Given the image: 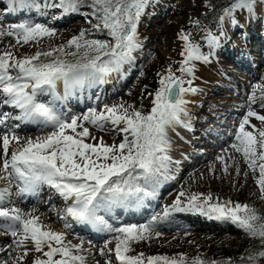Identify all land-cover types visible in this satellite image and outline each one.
Returning a JSON list of instances; mask_svg holds the SVG:
<instances>
[{
    "label": "rangeland",
    "instance_id": "obj_1",
    "mask_svg": "<svg viewBox=\"0 0 264 264\" xmlns=\"http://www.w3.org/2000/svg\"><path fill=\"white\" fill-rule=\"evenodd\" d=\"M234 3L236 0H231L219 10L221 5L217 0H149L137 23L139 47L132 52L133 59L122 65L119 72L112 73L105 83L99 84L96 97L90 96L88 100L93 105L97 101L95 107L93 106L97 113L103 111L105 106L122 104L129 113L135 109L147 115L153 107L155 93L160 87V78L167 74L169 68L176 76H182L185 88L196 90L187 92L183 96L187 103L184 105L186 114H181L182 124L176 123L167 129L170 142L166 152L170 157L167 167L168 164L170 165L160 177L155 197L148 198L151 200V205L146 209L151 211L141 210L139 217L133 216L129 221H123L120 215H116L115 225L107 214L100 213L113 228L144 225L146 221L151 222L153 217H156L155 221L161 227L174 229L176 223L179 224L180 228L176 229L177 231L169 229L165 232L160 228L152 227V231L146 234L149 239H156L155 245L162 250L160 253L141 247L148 241L146 238L131 242L127 255L137 256L142 253L143 258L147 260L150 256L169 257L167 255L169 252L172 253L171 258L177 260L183 255L185 257L183 264H193L197 258L203 264H264V257L259 256V252L264 251V247L258 252H253L251 247L245 245L253 236L247 234L230 219H217V214L208 215L193 209L170 211L166 215L169 219H165L164 212L161 213L176 201L181 192L185 193L184 196L179 197L181 207H187L188 197L193 194H199L201 199L211 196L212 204H225L231 201L232 205L239 203L248 205L252 209L257 199H264L256 182L259 169L257 167L253 171L249 168L242 152L238 151L236 155L233 152L228 153L227 159H219L218 162L215 154L212 155L213 149L227 151L232 140H235L239 124L249 110L264 115V0H256L252 13L246 9H235L231 16L226 15L225 10L230 9ZM29 4L30 6L24 7L25 9L20 8L17 11L12 0H0V55L10 53L13 59L31 56L30 51L34 50L33 44L36 40L18 43L15 29V26L28 22L29 25L33 22L47 28L49 25L52 29L58 28V32L63 29L61 35L54 36L56 39L54 38L55 42L52 44L54 46L57 43L64 44V52H59L56 57L69 62L83 60L86 51L84 47L77 50L74 46H68V42L73 37H79L81 32L84 33V41L111 40L108 31L102 25L100 28L96 27L101 22L97 19L99 13L94 12L92 0H77L75 11H65L61 7L51 6L59 5L60 0H29ZM47 6L49 12L46 11ZM29 8L30 12L36 9L38 14L45 16V20H29V15L25 12ZM59 20L69 21L54 26ZM181 34L188 35L189 42L198 45L200 53L207 57L206 61H190L187 66L192 68L191 74H182L179 71L185 59L182 52L186 43L180 39ZM213 38H215L214 42ZM81 43L83 44V41ZM88 54L94 56L96 53L89 50ZM153 78L155 79L153 91L143 94L144 85ZM2 95L0 93V113L10 114L13 118L6 120L5 124L8 125H0V138L4 134H8L10 139L17 133L27 134L26 140H19L18 143L13 140L12 144H9L8 151H17L25 145L28 138L36 140L33 138L41 134L32 133L28 136L29 130L20 132L22 130L17 129L20 121L14 119L19 114V110L4 105ZM59 97L60 99L57 100L58 107L61 108L59 110L66 118H72L73 114L67 113L71 110V106L67 104L70 102L67 95L62 94ZM63 105L64 109H62ZM72 109L74 110V103ZM249 121L246 130L256 133L264 129V123L255 117H249ZM84 127L89 129V137L84 138L86 143L99 144L102 140L104 144L111 146L116 143L118 145L123 140V137L109 140L110 142L105 140V132L109 128L123 134L120 131L123 125L110 123L106 125V129H101L87 122L84 123ZM81 130V128L77 129L78 132ZM68 134H72L71 130H68ZM0 148L4 155L2 139H0ZM9 156L11 157V154L8 155L10 159ZM239 158L240 161H237ZM18 182L20 181L17 178L8 173L0 178V191L7 190L6 197H10L8 198L10 200L5 197L7 201L4 207L13 206L10 203H14L15 200L24 204L25 199L18 195V188H21ZM167 184L171 186L167 188ZM51 189L45 188L41 191L45 193L38 198L39 203L32 204L33 209L37 211L31 216L39 217L40 223L46 230L63 233L64 242L72 248L74 254L90 256L91 260L88 264H120L114 251L116 240L113 237L117 233L107 232L106 235V232L97 231L91 224L77 222L65 213L71 201L65 200L55 188L53 189L55 194L57 193L56 199L54 202L50 201ZM29 204L26 205L31 207ZM8 223L10 221L0 218V238H2L0 264H34L33 261L36 259H45L42 252L35 251L30 239L24 241L23 246H18L16 241L21 240L22 236H13L10 230L2 228ZM66 224L70 227H66ZM191 234L213 235L214 238L219 239H195L190 238ZM93 237L100 240H94ZM102 249L103 254H101ZM181 249H184V252L180 251ZM47 250L45 247L44 251ZM250 255L254 259H249Z\"/></svg>",
    "mask_w": 264,
    "mask_h": 264
},
{
    "label": "snow or ice",
    "instance_id": "obj_2",
    "mask_svg": "<svg viewBox=\"0 0 264 264\" xmlns=\"http://www.w3.org/2000/svg\"><path fill=\"white\" fill-rule=\"evenodd\" d=\"M148 2L149 0H92L94 12L99 13L97 19L101 22L96 27L100 28L102 25L111 40L84 41L83 32L79 37H73L68 46H74L77 50L84 47L86 51L83 60L69 62L59 58L46 61L40 59L41 56L52 57L55 51L64 52L63 47L20 59H13L10 53L0 55V93L4 97L2 103L19 110L14 119L51 128V132L42 139H28L21 149L11 153L10 159L9 144L13 140L18 143L19 137L12 135L10 139L8 134H4L0 138L5 157L3 170L9 175L14 173L22 182L21 193L34 191L39 185L48 184L65 200L71 201L65 209L68 216L77 222L93 225L97 231L119 233L113 239L116 240L115 256L120 264H145L142 253L137 256L127 253L131 242L147 238L146 234L152 231V223L156 217L148 224L113 228L100 213L110 214L117 207L138 208L143 206L147 198L155 197L160 177L170 161V157L166 155L170 147L167 129L180 123L181 114H186L184 94L196 90L185 88L182 76H176L169 68L167 74L160 78V87L155 93L149 114L144 115L135 109L129 113L122 104L105 106L99 113L90 109L83 120L101 129L108 122L113 125L124 124L120 129L125 133L121 143L109 146L102 140L99 144L85 142L84 138L89 137V129L78 123L77 117L68 119L57 108L56 101L60 97L56 93V87L58 82H63L67 95L69 90L83 87L85 83L90 86L105 83L112 73L119 72L122 65L130 62L133 59L132 52L139 47L137 23ZM255 3L256 0H236L230 9L225 10V14L231 16L235 9H246L252 13ZM12 4L21 9L30 6L29 0H12ZM76 5L77 0H60L59 5L51 6L75 11ZM15 29L18 43L21 40L28 43L54 35V30L41 24H20ZM180 39L186 43L182 52L185 59L179 71L191 74L192 68L187 66L190 61H206L207 57L200 53L198 45L189 42L188 35L181 34ZM214 40L215 38L213 42ZM89 50L96 54L89 56ZM43 96H51L52 99L45 102L41 100ZM249 117H255L264 123V115L249 110L239 124L235 137L239 143L232 147L243 153L249 168L255 171L258 167L259 177L256 182L264 197V129L256 133L246 130V125L250 124ZM9 118L13 117L0 113V125H5ZM78 128L82 130L78 132ZM68 130L72 134H68ZM6 194L7 190L0 191V218L10 221L7 229L13 236H22L21 240L16 241L18 246H23L24 241L30 239L35 251L42 252L45 259H36L34 264H83L85 258L74 254L72 248L65 245L63 233L46 230L38 222L39 217L22 213L18 208L4 207ZM184 195L181 192L176 201L165 209V216L170 211L189 209L208 215L217 214V219H230L250 236L264 241V216L258 215L248 205H232L231 201L212 204L211 196L201 199L199 194H193L188 197L187 207H181L179 197ZM65 226L70 227L67 224ZM45 247L47 251H44ZM56 256L60 258L56 259ZM259 256L264 257V251H260ZM249 259L254 257L250 255ZM161 262L183 264V258L178 261L167 256H150L146 260V264ZM193 264L203 262L197 258Z\"/></svg>",
    "mask_w": 264,
    "mask_h": 264
},
{
    "label": "bare ground",
    "instance_id": "obj_3",
    "mask_svg": "<svg viewBox=\"0 0 264 264\" xmlns=\"http://www.w3.org/2000/svg\"><path fill=\"white\" fill-rule=\"evenodd\" d=\"M42 1H44V0H42ZM44 4V3H43ZM35 8V7H34ZM46 8V7H45ZM45 8H41L43 11L45 10ZM16 9H17V11H19L20 10V8L19 7H16ZM25 9V8H24ZM49 10V8H48V6H47V10L46 11H48ZM25 12H27V13H30L29 14V20H37V21H42V19H44L45 18V16H43V15H41V14H38V12L36 11V12H34V11H32V12H30L29 10H25ZM40 12V11H39ZM49 12V11H48ZM69 14V13H68ZM21 18V17H20ZM45 20V19H44ZM69 20H59V21H56V23H54V26H60V24H62V23H67ZM28 24H30V22H28ZM35 24H37V23H33L32 22V24L31 25H35ZM47 25V24H46ZM48 26V28L49 29H52L49 25H47ZM60 29H61V27H60ZM52 30H54V35H52V36H44L43 38H38L37 40H36V42L33 44V46H34V50H32V51H30V53H31V56H33V55H35L37 52H47V51H51V50H54V49H60L61 47H63V45L62 44H59V43H57V45L56 46H54L52 43L53 42H55L54 41V38L56 37V35H61L62 34V30H60V32H58L57 30H58V28L57 29H52ZM56 30V31H55ZM64 31V30H63ZM55 36V37H54ZM56 39V38H55ZM40 40H42L43 42H41ZM59 40V39H58ZM33 41V40H32ZM20 42H22V43H24L22 40L20 41ZM31 42V41H30ZM48 44V46H47V44ZM155 51V50H154ZM56 54H59V51H55V52H53V56L52 57H43V56H41V60H51V59H54L55 57H56ZM58 56V55H57ZM28 57H30V56H28ZM57 58V57H56ZM99 84H95V85H87L86 83L84 84V86L83 87H78V88H76V89H72V90H69V93L67 94V98L70 100V102H68L67 104H69L70 106H71V109H72V106H73V103H74V111H71L72 113L71 114H73V117H77L78 118V123H80V124H82L83 125V127H84V123H87V121H84L83 120V116L85 115V114H87L88 112H89V110L90 109H93L95 106L94 105H96L97 103V101L95 102V104L93 105V104H91V103H89L88 102V100H89V98H90V96H91V98H95L96 97V95H97V86H98ZM88 86V87H87ZM56 93H57V95L58 96H60V95H62V94H65V89H64V85H63V82H58V84H57V87H56ZM192 95V94H191ZM1 98H3L4 99V97H3V95L1 96ZM52 99V97L51 96H43V97H41V100H43V101H45V102H47V101H49V100H51ZM97 100V99H96ZM92 101V100H91ZM56 106H57V108L58 109H61V108H59L58 107V102L56 101ZM64 106V105H63ZM63 106H62V109H64L63 108ZM87 106V107H86ZM94 106V107H93ZM83 107H86L85 109H83L82 110V108ZM82 110V112H79V111H81ZM74 112L76 113L75 115H74ZM22 122V121H21ZM20 122V125H19V128L22 130V131H20V132H25V131H28L29 130V133H28V136L30 135V134H32V133H40L41 135L40 136H37V137H34L33 139H37V138H43V137H45L46 135H48L50 132H51V128H43L42 126H38V125H35V124H31V123H25V122H22L21 123ZM110 124V122H108V123H105V125H104V129H106V125H109ZM178 125L179 124H182V120H181V122L180 123H177ZM5 125H8V124H5ZM123 125V127H124V124L123 123H121L119 126H122ZM20 135V137H19V140L20 141H23V140H26L27 138V134H26V132L25 133H23V134H18L17 133V135L16 136H19ZM39 135V134H38ZM124 135H125V133H123V134H121V133H119V132H117V131H112V129H110L109 128V130H107L106 132H105V136H106V138H105V140L106 141H111V140H113V139H116L117 137H123L124 138ZM169 136V135H168ZM29 139V138H28ZM19 141V142H20ZM109 141V142H110ZM115 141V140H114ZM11 143V142H10ZM239 142L238 141H236V139L233 141L232 140V144H231V146L227 149V151H225V150H221V149H219V148H217V149H213L214 150V152L212 153V155L213 154H215V159H217V161L216 162H218V160L219 159H227V157H228V153H231V152H233V153H235V155H236V153L238 152V151H236V149L235 148H233L232 147V145L233 144H238ZM12 144V143H11ZM96 144V143H95ZM117 144V143H116ZM15 146H16V144H14ZM216 150V151H215ZM14 150H12V151H8V155L9 154H11L12 152H13ZM2 148H0V178L1 177H5V175L7 174L4 170H3V160H4V155L2 154ZM10 157V156H9ZM232 158V157H231ZM233 158H234V156H233ZM214 159V160H215ZM237 159V158H236ZM235 159V160H236ZM226 161V160H225ZM237 161H240V158L237 160ZM214 162V161H213ZM222 162V161H221ZM224 162V161H223ZM233 163V162H232ZM244 163V162H243ZM217 164V163H216ZM169 165L170 164H168V167H169ZM248 165V164H247ZM246 165V166H247ZM234 166V165H233ZM238 166V165H237ZM244 166H245V164H244ZM168 167H167V170H168ZM232 172V171H231ZM256 175V174H255ZM12 177H15L16 178V176H15V174L13 173L12 175H11ZM253 181V180H252ZM19 184L23 187V184H22V182L20 181L19 182ZM45 188H47V190L48 189H51L50 188V186L49 185H47V184H41V185H39L34 191H28V192H25L24 194H22V196L25 198V201H24V204L22 203V202H20V201H17V200H15V202H18V204H15V202L14 203H10V205H13V206H10L9 207V209H11V208H18V209H20L21 210V212L22 213H25V214H32L33 212H36L37 210H34L33 208H34V205H35V203H37V201H38V198L41 196V191H44L43 189H45ZM258 188V187H257ZM46 190V191H47ZM56 190V189H55ZM53 188L51 189V198H50V201H52V202H54L55 201V199H56V194H55V191ZM44 193V192H43ZM43 193H42V196H43ZM8 194H6L5 195V197L7 196ZM48 196V195H47ZM4 197V203L7 201V200H10V199H8V198H10L9 196H8V198H7V200H6V198ZM159 197V196H158ZM157 197V198H158ZM20 198H21V195H20ZM19 198V199H20ZM61 199V198H60ZM20 200H22V199H20ZM12 202V201H11ZM41 202V201H40ZM159 202H160V199H159ZM23 205H22V204ZM27 203H30L29 205H31V207H29L28 205H26ZM32 204H34V205H32ZM150 205H151V200H148V199H146L145 201H144V204H143V206H141V207H135L134 208V210H133V207H127V208H125V207H117V208H114L113 210H112V212L110 213V214H107V217L108 218H111L112 217V222H114V223H116L115 221H114V216H116V215H118V214H120V215H122V219H124L123 221H129V219L131 218V217H133V216H136L137 215V217L139 216L138 215V212L139 211H141V210H144V209H146V208H149L150 207ZM163 212L165 213V210H162L161 211V213L163 214ZM142 213V212H141ZM169 214V213H168ZM148 216V215H147ZM164 217V216H163ZM126 219H128V220H126ZM146 219V218H145ZM165 219H169V217L168 216H166V218ZM39 223H40V221H38ZM149 222V221H148ZM41 224V223H40ZM42 225V224H41ZM78 227V226H77ZM152 227H155V228H160V230H164L165 232H167L169 229L170 230H176V229H179L180 228V226H179V224L178 223H176V225H175V228L173 229V227H171V228H169V227H161L160 225H159V223H157L156 221H154L153 223H152ZM189 227L190 228H192V226H190L189 225ZM2 228H5V230H8L7 229V225H3L2 226ZM46 229V228H45ZM75 230V229H74ZM87 230L88 229H86V232H87ZM92 230H95V229H92ZM177 231V230H176ZM179 232V231H178ZM84 233V232H83ZM90 233H91V231H90ZM89 233V234H90ZM84 234H86V233H84ZM106 234H107V232H106ZM91 235V234H90ZM117 235H120L119 233H117L116 235H114V237L115 236H117ZM154 236V235H153ZM146 237L148 238V241L145 243V244H143V245H141V247L142 248H148V249H150L152 252L153 251H155V252H161L162 250L157 246V245H155V244H157L156 242V239L155 240H153L152 238L151 239H149L150 237L149 236H147L146 235ZM168 238V237H167ZM190 238H195V239H202V240H205V239H219V238H214L213 237V235H198V234H194V235H192L191 234V236H190ZM1 239L2 238H0V245H2L1 244ZM115 240H113V242H114ZM65 243V245H67L68 246V244L66 243V242H64ZM115 243V245H116V242H114ZM34 246V245H33ZM177 250V249H176ZM180 251H183L184 252V249H181ZM77 254V253H76ZM79 254V253H78ZM171 254L172 253H169V252H167V255L169 256V258H171ZM177 254V253H176ZM179 254V253H178ZM82 255V254H81ZM174 255V254H173ZM107 256V255H106ZM83 257L85 258L84 259V261H83V263H85V264H88L89 262H90V260H91V258H89L90 256H87V255H83ZM181 257L184 259L185 257L183 256V255H181V256H179V259H181ZM178 259V260H179ZM115 260V259H114ZM116 261V260H115ZM34 262V261H33ZM145 264H146V260H145ZM162 264V263H161Z\"/></svg>",
    "mask_w": 264,
    "mask_h": 264
},
{
    "label": "trees",
    "instance_id": "obj_4",
    "mask_svg": "<svg viewBox=\"0 0 264 264\" xmlns=\"http://www.w3.org/2000/svg\"><path fill=\"white\" fill-rule=\"evenodd\" d=\"M219 1L221 10L229 1L231 0H217ZM155 86V79H150L143 88V94H147L148 92L153 91ZM258 215L264 216V199L259 198L254 202V208H253ZM246 246L251 247L253 252H258L259 250L263 249L264 247V241H262L259 237H252L248 243H245Z\"/></svg>",
    "mask_w": 264,
    "mask_h": 264
}]
</instances>
